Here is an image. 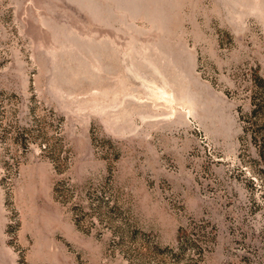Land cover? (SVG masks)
Here are the masks:
<instances>
[{
	"label": "rangeland",
	"instance_id": "rangeland-1",
	"mask_svg": "<svg viewBox=\"0 0 264 264\" xmlns=\"http://www.w3.org/2000/svg\"><path fill=\"white\" fill-rule=\"evenodd\" d=\"M0 264H264V0H0Z\"/></svg>",
	"mask_w": 264,
	"mask_h": 264
}]
</instances>
